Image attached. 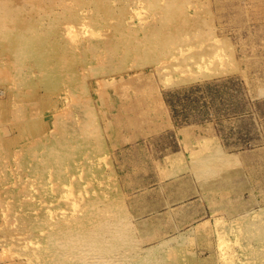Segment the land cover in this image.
Wrapping results in <instances>:
<instances>
[{"label":"bare ground","instance_id":"6f19581e","mask_svg":"<svg viewBox=\"0 0 264 264\" xmlns=\"http://www.w3.org/2000/svg\"><path fill=\"white\" fill-rule=\"evenodd\" d=\"M208 1L0 0V261L135 264L93 95L132 68L163 87L219 74L231 47ZM224 235L221 264H235Z\"/></svg>","mask_w":264,"mask_h":264},{"label":"rangeland","instance_id":"374dc122","mask_svg":"<svg viewBox=\"0 0 264 264\" xmlns=\"http://www.w3.org/2000/svg\"><path fill=\"white\" fill-rule=\"evenodd\" d=\"M208 2V22L231 47L227 69L163 87L153 68H132L93 95L119 204L111 214L123 216L121 251L135 264H221L224 234L239 240L235 264H264V0Z\"/></svg>","mask_w":264,"mask_h":264}]
</instances>
